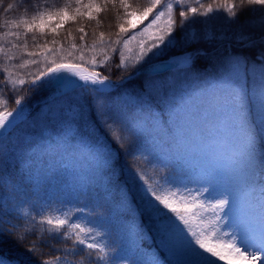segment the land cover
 Returning a JSON list of instances; mask_svg holds the SVG:
<instances>
[{
  "label": "trees",
  "instance_id": "trees-1",
  "mask_svg": "<svg viewBox=\"0 0 264 264\" xmlns=\"http://www.w3.org/2000/svg\"><path fill=\"white\" fill-rule=\"evenodd\" d=\"M155 2L156 0H0V102L12 104V101L22 97L24 92L31 93L32 96L29 101L30 115L7 137L5 144L8 156L6 162L0 166V172L13 181L28 171L36 178L35 188L32 182L26 181L24 191L15 198L9 185L0 184V219H13L19 214L23 221L29 224L35 220V235L31 234L33 229H30L23 243H17L10 238H0V253L10 258L14 264H42L45 260L50 264H57L61 257L71 261V264H96L98 259H104L111 254L109 248L103 247L107 243V237L97 240L100 250H89L86 247L96 239L95 233L89 234L88 229L100 224L108 225L113 230L120 241L117 256L127 258L130 264H148L152 259L151 253L166 256V250L161 247L158 235L151 230L145 218L138 216L137 222L143 220L149 230L143 248L150 249L151 253H145L143 249L138 248L135 236L118 219L115 210L110 212L107 207L95 205L104 203L106 189L110 190L107 194L113 203L118 201L122 189L129 190V196L135 195L141 181L137 178L133 183L129 168L141 169V174L148 183L158 187L161 194L177 202L180 199H191L184 188L165 184L161 178L167 174L166 171L147 162L146 156L134 157L126 153L105 131L99 120L95 119L90 95H80L77 91L60 96L56 99L52 111L41 115V109L47 102L48 97L45 98V95L48 91L30 92L28 89V85L45 67L38 69L41 57L53 58L79 53L90 55L97 49L98 53L94 58L104 56L101 73L119 85L107 94L109 113L121 112L117 98L126 91L134 94L138 90V82L146 79L147 74L134 73L133 69L119 65L116 50L133 30L130 26L133 22L132 16L129 13L135 12L139 16L143 7ZM167 2L173 5L169 18L174 25L172 33L177 36L190 27L199 33L203 32L205 25L202 26L201 20L205 19V8L209 4L213 6L214 11L227 15L226 10L216 8L217 0H159L153 12ZM9 4L12 5L11 8H8ZM124 4L128 7L125 8ZM88 5L95 7L89 8ZM188 7H196L197 12L181 17L179 13L187 12ZM62 9L66 13L63 20L59 15ZM41 14L44 18L43 25L40 23ZM49 14L52 15L51 19L48 18ZM150 15L152 14H149V17ZM193 17L197 19L194 21ZM222 25L221 16L212 21L210 26L213 30L215 26ZM121 26L127 31L121 32ZM54 28L55 32L52 31ZM220 43L214 39H201L198 43L188 46L187 50L191 47V50L202 48L210 51L219 47ZM72 62L89 68L88 64L81 61ZM34 73L35 77L29 80ZM7 75L24 76L26 82L22 86H26V91L23 87H9ZM169 75L172 73H163L160 77ZM122 77L124 79H121ZM211 91V86L190 84L187 90L172 95L168 127L184 130L181 146L177 145L176 137L169 135L161 126L158 133L146 134L145 147L157 154L162 153L165 162H172L178 173L173 179L183 182L187 173L190 179H214L229 188L233 193L230 211L235 219L238 221L241 216L247 217L250 220L247 229L250 228L249 230L257 234L264 233V202L259 196L260 201L256 203L257 192L243 180L250 168L255 171L246 155L243 133L230 105H209L208 96ZM74 106L78 107L83 118H73ZM153 110L159 117L160 110L155 102ZM124 114L133 113L126 111ZM65 117L73 127L66 132ZM155 122L160 124L158 119ZM72 136H75L74 139ZM95 139L112 149L114 175L111 176L110 183L107 175L102 176L104 162L94 155L95 148L91 142ZM25 162L30 168H22ZM195 187L193 184H187L189 189ZM89 191L90 194L82 197L80 203L75 202L81 193ZM171 193H175V196H171ZM22 200L26 202L21 203ZM85 203L94 210L93 215L88 217L92 223L86 222L76 211ZM192 213L190 223L197 231L200 230L201 218L211 219L210 210L206 213L196 207L192 209ZM49 220L53 223L49 224ZM58 220H65V224L57 225ZM75 225H80L84 231H80ZM77 235L84 241V245L76 248L75 255H67L62 250L72 248L74 242L78 245ZM40 236H43L46 242L39 246L34 255L28 249ZM218 237L227 238L222 232H212L210 228L205 233L206 242L209 244H213V239ZM217 250L226 256V260L217 261L216 264H252L240 261L241 258L225 246L217 247ZM40 252L46 255H40ZM174 252V258L178 261L191 259L185 255L179 242ZM164 264H171L170 259L165 260Z\"/></svg>",
  "mask_w": 264,
  "mask_h": 264
},
{
  "label": "snow or ice",
  "instance_id": "snow-or-ice-1",
  "mask_svg": "<svg viewBox=\"0 0 264 264\" xmlns=\"http://www.w3.org/2000/svg\"><path fill=\"white\" fill-rule=\"evenodd\" d=\"M157 3L159 0L150 6L143 7L139 16L135 12L129 13L134 17L130 26L136 28L137 22L142 23L143 20L148 19L149 14H153L156 19L143 28V32L147 33L163 15L159 11L153 12ZM11 7L12 5L9 4L8 8ZM87 7L95 6L88 5ZM124 7L127 8L128 5L124 4ZM167 7L170 11L173 5L169 4ZM201 7L204 6L201 5ZM216 8L226 10L227 15H223L220 11H214L213 6L209 4L205 8V28L202 36L197 33H185L180 40H177L174 36H168L166 39L165 35H156L154 42L148 44L143 41L140 42L141 56H138L137 60H140L142 56L148 57L149 60L152 57H161L171 48H187L189 45L198 43L201 39L207 40L213 34L211 22L217 17H223V25L218 29L221 32L219 47L210 51H205L202 48L183 51L167 60L150 64L145 70L146 79L138 82V90L134 94L126 91L117 98L116 102L121 108L119 113H109L107 99V94L118 88L119 85L95 72L87 76L81 75L79 65L54 63V66L49 67L46 72L42 71L28 85L30 92L45 88L54 89L52 96L47 98L45 106L41 109V115L51 112L56 99L60 96L77 91L80 95H90L92 106L95 109V119L99 120L112 139L126 153L134 157L144 155L147 162L161 167V170L167 173L161 178L163 182L172 186H182L187 195L191 197V199H180L177 202L169 196L161 194L158 187L148 183L141 174V169L129 168L133 183L136 182L137 178L141 181L136 188L135 195L129 196V190L122 189L118 201L113 203L110 195L107 194L110 190L106 189L104 203L95 205V207H107L110 212L115 210L118 219L135 236L138 248L143 249L145 253H151L150 249L143 248L149 230L145 227L143 220L137 222V217H143L147 220L151 230L158 235L161 247L166 250L165 257L151 253L152 259L148 261V264H164L165 260L168 259H170L171 264H216L217 261H225L226 256L217 250V246L206 242L205 233L209 228L212 232L220 231L223 236L232 238L233 245H236L237 257L264 264V233L257 234L245 229L235 219L230 211L233 205V193L229 188L222 186L214 179H190L187 173L183 182L179 179H173L172 177L177 176L178 173L172 162H165L162 159V153L157 154L145 147L146 134L158 133L161 126L169 135H174L177 145L181 146L184 130L168 127L170 118L168 112L174 91L177 87L189 84L200 87L211 86L212 91L208 96L209 105L215 107L228 104L234 110L236 122L243 133L247 158L250 165L255 168V171L250 168L243 180L257 192L261 201L264 202V171H262L264 170V71L258 72V70H264V0H217ZM101 10L97 9V11ZM196 12V7H188L187 12L181 11L179 15L186 17L188 13L194 14ZM59 15L60 19L63 20L66 13L62 9ZM48 18L51 19L52 15L49 14ZM196 19L193 17L194 21ZM40 23L41 25L44 23L43 14L40 17ZM173 27V21L170 19L167 24V32H173ZM52 31L55 32L56 29L54 28ZM80 31L83 32V29ZM125 31L127 30L121 26V32ZM124 43L127 44L128 41L125 40ZM73 47L75 48L76 45ZM163 73H172V75L167 79H156ZM75 77H79V80ZM20 83L24 82L20 81ZM153 102L160 110L159 117L156 116L157 112L153 110ZM16 104L18 107L13 111L0 112V166L6 162L8 156L5 144L7 137L30 115L25 103L17 100ZM126 111L133 114L125 115ZM72 114L73 118L76 116L83 118V114L79 112L76 106L73 107ZM157 119L160 124L155 122ZM64 121V132L73 129L67 117L64 118ZM74 137L71 138L74 139ZM87 141L89 142L88 139ZM91 144L95 148L94 155L104 162L102 176L107 175L110 183L111 176L114 175L112 149L99 139H95ZM22 168H30V165L25 162ZM26 181L32 182L33 188L36 187V178L31 171L16 181L0 172V184L9 185L14 198L24 191ZM187 184H193L196 187L189 189ZM90 192L81 193L75 202L80 203L81 198L87 197ZM170 195L175 196V193ZM25 202L21 201V203ZM196 207L203 209L206 213L210 210L211 216L209 220L201 218L199 231L194 230L190 223L193 215L192 209ZM76 211L86 222L92 223L88 217L93 215L94 210L89 208L88 204L85 203ZM48 223L52 224L53 222L49 220ZM56 224L64 225L65 220H58ZM34 227L35 220L29 224L23 221L19 214L13 219H0V238H10L17 243H23L30 229H33L31 234L35 235ZM74 227L80 228V225ZM80 231L83 232L84 229L80 228ZM88 232L89 234L94 232L96 237L93 242L86 245L89 250H100L97 240L108 238L103 247L109 248L111 254L104 259H98L96 264H130L127 258L117 256L120 241L108 225L100 224L98 227L89 228ZM77 241L78 245L74 242L72 248L62 251L67 255H75L76 248L84 245V241L79 239V235H77ZM45 242L43 236H40L28 251L35 255L39 246ZM177 242L184 249L185 255L191 259L181 262L174 258ZM40 255H46V253L40 252ZM89 257H91V251H89ZM61 261L63 264H71V261L65 260L64 257L59 258L57 264H61ZM0 264H14V262L0 253ZM42 264H50V262L45 260Z\"/></svg>",
  "mask_w": 264,
  "mask_h": 264
},
{
  "label": "rangeland",
  "instance_id": "rangeland-1",
  "mask_svg": "<svg viewBox=\"0 0 264 264\" xmlns=\"http://www.w3.org/2000/svg\"><path fill=\"white\" fill-rule=\"evenodd\" d=\"M168 5H169L168 2L164 3V4L160 5L158 7V9L155 10V12H157V11L162 12L163 15L160 16L159 20L156 21V24H154L152 26V28H150L148 30L147 33L143 32V28L147 27V25L152 20L156 19L155 15H153V14L150 15V17H148L147 20H143L142 23L141 22L136 23V28H133V30L129 33V35H127V37L124 38V40L122 41L118 50H116V57L118 59L119 65L126 67L127 69H133V71H134L136 69H143V67L145 65H146L145 67H148L150 64L159 63L162 60L177 56V55L181 54V52H183V51H192L191 47H190V50H187L189 48H171V49L167 50L166 53L161 57H152L149 60L148 57L142 56L140 60H137V57L141 56L140 42L143 41L145 44L154 42L156 35H165L166 39L168 36H174L177 40H180L181 37H183L185 35V33H188V34L197 33L198 35L202 36L203 32L199 33L195 28H192V27H190L187 30L185 29L179 36L174 35L172 32L171 33L167 32L168 19L170 20V18H169L170 11L167 7ZM133 20H134V17H132V21ZM213 21H215V20H213ZM201 24H202V26L205 25L203 19L201 20ZM220 28H221V26H215L214 29L212 30L213 34L208 39L209 40L214 39L216 41H219V43H220L221 42L220 41L221 32L218 31V29H220ZM125 40L128 41L127 44L124 43ZM225 44H226V42H225ZM97 53H98V50L95 49L93 52H91L90 55L85 54V53H79V54H74V55H70V56H67V55L56 56L53 58L41 57L40 61H39L40 63H39L38 69H40L41 67H44L46 65H49L51 63H55V62H59V61H81L85 64H88V67H89V68L86 67L87 68L86 69L85 66L79 65L81 70H86L90 74L95 72L100 76H104L100 71L102 62L104 60V56L100 57V58H94L95 55H97ZM174 53H177V54H174ZM70 54H72V53H70ZM66 57H68V58H66ZM260 71H264V70H258V72H260ZM34 72H35V70H34ZM35 73L33 76L31 74L32 77L29 80H32L35 77V75H36ZM169 76H171V75H169ZM169 76H167V77L157 76L156 79H167ZM104 77L111 80V78H109L107 76H104ZM6 81L8 82L9 87H12V88L23 87L24 90L26 91V88H25L26 86H22L24 83H20V81L26 82V78L24 76L7 75ZM81 82L83 83V81H81ZM189 87H190V84L183 86V87H177L175 89L174 93L183 92V91L187 90ZM41 91H44V92L49 91L50 94L45 95V98H47L53 94L54 89L53 88H45V89H42ZM30 95H31V93L24 92L23 96L22 97L19 96L18 98L14 99L12 101V104L5 103V102L1 101L0 102V112H5V111L11 112V111H13L16 107H18V105L16 104L17 100L21 101L22 103H25L29 109V101L32 98V96H30ZM213 240H214L213 244H215L217 246H221L224 242L233 243L232 238H230L229 241L225 238H219V237L216 239H213ZM243 260H244V262L249 261V259H243Z\"/></svg>",
  "mask_w": 264,
  "mask_h": 264
},
{
  "label": "bare ground",
  "instance_id": "bare-ground-1",
  "mask_svg": "<svg viewBox=\"0 0 264 264\" xmlns=\"http://www.w3.org/2000/svg\"><path fill=\"white\" fill-rule=\"evenodd\" d=\"M88 75H90V74H88Z\"/></svg>",
  "mask_w": 264,
  "mask_h": 264
}]
</instances>
